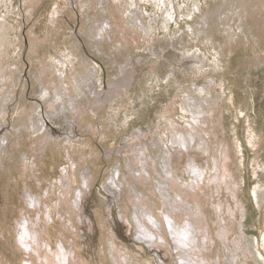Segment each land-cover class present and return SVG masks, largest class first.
<instances>
[{"label": "rangeland", "instance_id": "1", "mask_svg": "<svg viewBox=\"0 0 264 264\" xmlns=\"http://www.w3.org/2000/svg\"><path fill=\"white\" fill-rule=\"evenodd\" d=\"M225 1L0 0V264H46L47 250L71 254V263L59 264H187L190 256L207 264H264V59L255 58L264 9L230 59L222 51L228 22L210 30L201 25ZM126 67V76L137 77L113 112L105 98H116L113 81ZM153 73L158 81L149 80ZM184 103L210 111L211 119L216 114L220 138L213 132L212 140L203 139L202 125L191 120L197 143L185 146L176 134L184 125L192 137ZM147 107L144 131L137 120ZM41 123L44 138L57 131L70 154L61 157L65 143L55 146L57 139L38 152ZM250 125H257L255 147L247 139ZM226 149L229 187L207 189L200 212L195 200L203 192L191 166L209 180ZM90 166L96 178L86 180ZM113 178L138 181L119 207L130 221L125 242L115 236L114 211L103 195ZM161 186L185 197L182 209L164 211L181 233L200 240V251L162 226L165 214L155 204ZM146 212L154 216L146 219L152 235L136 222ZM184 247L186 257L178 254Z\"/></svg>", "mask_w": 264, "mask_h": 264}, {"label": "bare ground", "instance_id": "2", "mask_svg": "<svg viewBox=\"0 0 264 264\" xmlns=\"http://www.w3.org/2000/svg\"><path fill=\"white\" fill-rule=\"evenodd\" d=\"M264 9V0H226L224 3H223V6L222 7H219L217 11L214 12L213 16L209 18V16H206V18L204 20L201 21V25L202 26H205L208 30L212 29L214 27L215 24L217 25H226V22H228V37L229 38H226V40L224 41V43L222 44V51L226 54V57H229L230 56H234L235 54V48L236 46L248 35V32H250L252 30V27H253V23L254 21L257 19L258 17V13L261 12L262 10ZM193 29H196L192 26ZM196 32V31H194ZM199 33L202 32L204 35L205 33L200 30L198 31ZM197 37H199L200 39H202L200 37V35ZM248 38V37H247ZM257 43H258V48H257V51L255 50V58L258 60V61H261L264 59V40L261 39V38H257ZM200 49H204V48H201ZM192 52V51H191ZM258 52V53H257ZM210 58V57H209ZM231 59V58H230ZM214 61V59H213ZM228 61V60H227ZM132 63V62H131ZM187 63V62H186ZM191 63H193L191 61ZM127 70V67L126 68H123L122 71L118 72L117 75H116V78L115 80L113 81L115 83V86H114V90L117 91L116 93V98H114V96L110 95V96H107L105 98V102H104V105L106 106H109L113 112H115L116 110L114 109L117 105L118 106H121L119 105L120 102L122 101V96L124 99H126V97L130 96L131 93H132V81H134L137 77V75H129V76H126L125 75V71ZM159 75L157 74H151V76L149 77V80H154V81H158V78ZM50 90L47 89L46 94L50 93L49 92ZM249 92V91H248ZM46 94H43L44 97H46ZM250 94V93H249ZM247 93V95H249ZM251 95H252V98H251ZM256 96V95H255ZM250 98L253 100L254 97H253V94H250ZM49 99V98H48ZM194 99V98H193ZM136 100V98L134 99V101ZM250 100V99H248ZM133 101V102H134ZM250 102V101H249ZM207 103V102H206ZM245 103V102H244ZM72 104V103H71ZM134 104V103H133ZM233 104V103H232ZM137 105V104H136ZM235 105V103H234ZM65 107H66V110L69 112L70 114V110L69 108L66 106L65 104ZM249 107V105H248ZM247 107V108H248ZM75 109V108H74ZM73 110V109H71ZM183 110H184V115L185 117L187 118L186 120V123L188 124V128H191V131L190 132V135H192V137H190L191 139H187V135L184 133V125H183V128L182 129H176L177 133L176 134H179V139L181 140L184 139V145L185 146H190L189 144L191 143V141H193V143L191 144H196L197 143V137L194 135V132L196 131V127L194 126V124L191 122V120H193L194 122H196L197 124H200V126L202 125L201 128H203L202 130V133H201V136L203 137V139L207 140V138H209L210 140H212V137H213V132L215 133V136H217L218 138H220V133H219V127L216 126V124L214 123V121L216 120V114L213 115L214 118L211 119V116H210V111L208 110H203L200 112L198 111H194L193 109V106L187 104V103H184L183 104ZM99 111V110H98ZM129 111V110H128ZM182 111V110H181ZM100 112V111H99ZM134 112V111H132ZM250 112V110H249ZM152 113V110L150 107H147L144 112L142 114H140L139 118L137 121H140L141 122V128L144 130L146 129L145 127V122L150 120V114ZM212 113V112H211ZM248 113V112H247ZM251 113V112H250ZM249 113V114H250ZM131 114V113H130ZM208 114V115H207ZM102 115V114H101ZM205 115V116H204ZM212 115V114H211ZM248 119H249V116H247ZM255 119V118H254ZM211 120L213 121V127L211 126ZM250 120V119H249ZM165 121V120H164ZM251 121V120H250ZM43 122V121H42ZM167 122V121H166ZM175 122V121H174ZM172 123V122H171ZM256 123V122H255ZM253 124V123H252ZM41 128H44V132L40 135V139L41 137H45V132L48 131V129L46 128L45 124L41 123L40 124ZM168 125H171L170 122ZM167 125V126H168ZM173 125V124H172ZM177 125V124H176ZM207 125L208 126V129L205 128ZM35 126V125H34ZM251 126V129H252V132L249 131V136H248V140L250 141V144L255 147V145L258 143V139H259V136L257 134V125H250ZM172 127V126H171ZM259 127V125H258ZM260 128V127H259ZM169 129V127L167 128ZM200 129V127H199ZM163 130H166L165 128H163ZM198 130V129H197ZM40 131V130H39ZM145 131V130H144ZM39 134V133H38ZM164 134H167V131L164 133ZM262 134V133H261ZM166 136V135H165ZM39 139V145L38 148V152H40V154L42 152H44L45 150H50V148H54L55 146H59L61 145L62 146V143H65L64 141L62 140H59L57 138V131H56V134L55 136H53V134L51 133L50 134V137L48 138V140H46L45 138L44 139ZM56 139H57V142H56ZM263 139V138H262ZM35 141V140H34ZM183 141V140H182ZM262 141V140H261ZM37 142V141H36ZM41 142V143H40ZM52 142H56L54 145L52 144ZM163 142V141H162ZM180 142V141H179ZM178 142V143H179ZM31 143V142H30ZM36 144V143H35ZM262 144V143H261ZM226 144H223V146H225ZM68 145H66L65 143V146H62V150H64V153L62 154V158H65L68 154L71 153V148L70 147H67ZM208 146V145H207ZM228 146V145H227ZM31 147V146H29ZM129 150H131L129 148ZM136 151V150H135ZM211 151V150H210ZM215 151V150H214ZM132 152V151H131ZM229 154V152H227V149L225 151L222 150V156L221 157H217L215 160H214V165H215V173L216 175L209 179L207 178L210 177L209 174L206 176V172L204 171V169H202L199 165L197 164H194L192 165L191 169H192V174L194 175V181H196V184L197 186L199 187V191H202L203 192V196H201L199 193L198 195V200H195V202L198 203L199 205V209H200V212H204L205 210V194L206 192L208 191L207 189L209 190H213V191H219V192H224L229 186H228V176L229 175H226L224 174L223 170H225L226 168L224 167V162L227 161V158L225 159V157H227V155ZM215 155V153H214ZM228 157L230 158V156L228 155ZM214 158V157H213ZM259 159V158H258ZM258 159L256 160V162H258ZM4 161V160H3ZM16 161V159H15ZM14 161V162H15ZM10 165V164H9ZM258 166V165H257ZM129 167V166H128ZM7 168V167H6ZM71 167H69V170ZM222 168H224L222 170ZM4 169V168H3ZM68 168H64L63 171H66V175L67 176H70L68 174ZM208 170V169H207ZM2 171V170H1ZM8 171V170H7ZM5 170V172H7ZM212 171V170H211ZM4 172V171H3ZM4 172V173H5ZM210 172V170H209ZM3 173V174H4ZM85 173V172H84ZM118 173V172H117ZM65 174V173H64ZM86 174V173H85ZM121 174V173H120ZM214 174V173H213ZM92 177L95 179L96 178V169L94 167H89L88 170H87V175L83 176L85 177V179L87 180L89 177ZM116 175V174H114ZM144 175V174H143ZM142 175V176H143ZM174 175V174H173ZM145 176V175H144ZM162 176V175H161ZM118 177V175L116 176ZM133 178V177H132ZM171 178V177H169ZM65 179V178H64ZM83 179V178H82ZM116 179V178H115ZM114 178L112 180H115ZM166 180V179H165ZM175 179H173L172 181H174ZM65 181V180H64ZM116 181V182H115ZM115 181H112L111 183H109V186H106L105 187V193L103 194L105 196V200L109 203V206L110 208H112V210L114 211L113 213V219H112V225H113V228L115 230V236L117 238V240H121V241H127V229L130 225V221L129 219L124 215L122 214L120 211H119V207H120V204L123 202L122 200V197L124 195V192L128 195H131V189L135 188V187H138V181L137 182H134L133 184L131 183H128L127 185H123L122 183H117V180ZM133 181V180H132ZM151 181V180H150ZM61 182V181H60ZM85 182V181H84ZM83 182V183H84ZM87 182V181H86ZM89 182V181H88ZM130 182V181H129ZM195 183L192 185H188L189 187H194V185H196ZM89 185V184H88ZM162 188V186L160 187ZM125 189L127 191H125ZM171 189H174L173 186L172 187H167L165 189H160V196H159V200L155 202L156 205L160 206L158 207V209H163V214H165V218L163 217V222L164 224H162V226L164 227L166 224L168 225V232L170 231L174 236L177 237L178 239V242L181 243L182 245L185 246H192L193 248H197L199 251L201 250V244H200V240L197 241L195 240V235L194 234H190V231L187 230V231H184L186 229H184V233L186 232L187 235H188V240L185 242V241H182V234L184 233H181L182 231H180L182 229V226L179 224L177 225V222L172 220V215H171V212L169 210H166L164 211L165 209H168V208H177V209H182L183 205L187 204L186 203V200H185V197L181 198V200H178L177 198V195L176 197L173 195V192H171ZM135 190V189H134ZM197 190V189H196ZM207 190V191H206ZM87 192V191H86ZM139 192H141L139 190ZM195 192V191H194ZM6 193V192H5ZM136 193V192H135ZM82 194V193H81ZM137 194V193H136ZM79 195V194H78ZM139 195V193H138ZM179 196V195H178ZM187 197V196H186ZM6 198V196H5ZM84 198V197H83ZM140 198V197H139ZM259 198V197H258ZM8 199V198H6ZM80 199V198H79ZM141 199V198H140ZM208 199V198H207ZM264 200V193H263V197L261 198ZM261 199H259L261 201ZM42 200V199H41ZM143 200V199H142ZM140 200V202L142 201ZM262 200V201H263ZM10 201V200H9ZM148 201V200H147ZM207 201V200H206ZM82 202V201H81ZM8 203V202H7ZM60 203V202H59ZM79 203V201H78ZM83 203V202H82ZM134 203V202H133ZM261 205V204H260ZM8 206V205H7ZM80 206V205H79ZM148 206V205H147ZM151 206V205H150ZM149 206V207H150ZM77 207V206H76ZM81 208V206H80ZM217 208V207H216ZM9 209V208H8ZM148 209V208H147ZM151 209V208H150ZM224 209V208H223ZM147 211V210H146ZM154 211V210H153ZM147 213V212H146ZM146 213H144V217L141 216L139 213L136 214V222L142 226L144 228V231L145 233L149 234V235H152L150 229L148 228V223L146 222V219H150V220H153L154 216L151 217V216H148V213H147V217H146ZM6 214V212H5ZM9 214V212L7 213ZM230 215H231V212H230ZM9 217V215H7ZM160 216V215H158ZM146 217V218H145ZM27 218V217H26ZM148 219V220H149ZM167 221H166V220ZM225 219V218H224ZM226 219L230 220L227 216H226ZM225 219V220H226ZM144 221L146 222L144 224ZM231 221V220H230ZM40 222V221H39ZM155 225V224H154ZM166 225V226H167ZM165 226V227H166ZM176 227H179L178 229ZM200 227V226H199ZM152 228V227H151ZM23 232H25L23 230ZM22 233V232H20ZM32 233V232H31ZM30 234V233H29ZM33 234V235H32ZM31 236H33V241L36 243V242H39V236H38V240L36 239L37 235L35 236V233H32ZM47 235L46 231L43 230L42 234H40V237H43V235ZM23 235V234H22ZM194 235V236H193ZM32 238V237H30ZM144 238V237H143ZM116 242V241H114ZM197 244L196 246L194 244ZM64 245V244H63ZM117 245V243H116ZM42 246V245H41ZM50 246V244H49ZM205 246V245H204ZM117 247V246H115ZM28 248V247H27ZM139 249H142L139 247ZM182 249V250H180ZM33 250L37 251L36 248H34ZM42 250H44V247L42 246L41 247V250H39V253H41L42 255ZM117 250V249H116ZM64 251V250H63ZM178 254L181 255H185L184 257L187 256V254L189 253V251H187L184 248H179L178 249ZM47 253L42 256V261L45 259L46 260V264H59L62 263V261H64L65 263L70 262V255L71 254H67V253H64V254H61V253H58V251H53L52 253H49L48 250L46 251ZM40 255V256H41ZM185 260H187V264H207L206 263V260L204 257H198L197 259H193L191 256L190 257H187V258H184ZM44 263V262H43ZM31 264V263H29Z\"/></svg>", "mask_w": 264, "mask_h": 264}, {"label": "snow or ice", "instance_id": "3", "mask_svg": "<svg viewBox=\"0 0 264 264\" xmlns=\"http://www.w3.org/2000/svg\"><path fill=\"white\" fill-rule=\"evenodd\" d=\"M133 7H134V5H133ZM169 18H171V17H169ZM25 235H27V233H24L21 237H20V239H21V241L23 242V240H24V237H25ZM188 240V235H187V233L185 232L184 234H182V241H187ZM185 246H186V244H185ZM261 259H264V257H261Z\"/></svg>", "mask_w": 264, "mask_h": 264}]
</instances>
